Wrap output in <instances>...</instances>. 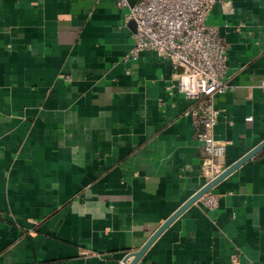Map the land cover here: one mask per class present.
Here are the masks:
<instances>
[{
    "label": "crops",
    "instance_id": "obj_1",
    "mask_svg": "<svg viewBox=\"0 0 264 264\" xmlns=\"http://www.w3.org/2000/svg\"><path fill=\"white\" fill-rule=\"evenodd\" d=\"M128 11L0 0V264H121L214 177L198 102L166 90L179 68L124 62ZM207 23L229 57L220 170L264 141V0H218ZM211 192L217 207L193 203L138 264H264V150Z\"/></svg>",
    "mask_w": 264,
    "mask_h": 264
},
{
    "label": "built area",
    "instance_id": "obj_2",
    "mask_svg": "<svg viewBox=\"0 0 264 264\" xmlns=\"http://www.w3.org/2000/svg\"><path fill=\"white\" fill-rule=\"evenodd\" d=\"M217 1L135 0L131 4L130 0H116L120 7H129L126 19L136 25L133 46L124 56V62L137 61L143 51L151 50L169 60L174 68H182V72L174 73L167 80L166 90H178L198 102L195 112L201 128L197 138L204 147L206 163L214 177L224 170H218L214 159L225 153L228 142L214 136L221 110L215 106L213 97L230 88L226 81L228 48L218 27L207 23ZM127 72L130 73V69ZM262 84L264 86V81ZM160 102L166 105L162 99ZM201 199L212 209L219 204L217 194L211 191Z\"/></svg>",
    "mask_w": 264,
    "mask_h": 264
},
{
    "label": "water",
    "instance_id": "obj_3",
    "mask_svg": "<svg viewBox=\"0 0 264 264\" xmlns=\"http://www.w3.org/2000/svg\"><path fill=\"white\" fill-rule=\"evenodd\" d=\"M135 0H130L131 4H133ZM135 23V22H134ZM136 29V25H135ZM179 71L182 72V68H179ZM264 150V141L246 153L243 157L237 160L235 163L226 167L219 175L211 179L208 183H206L197 193H195L192 197H190L177 211H175L166 221H164L158 229L149 237L146 243L137 251H133L127 254L125 259L121 264H125L129 262V264H138L140 259L146 253L148 248L152 245V243L162 234V232L168 228L189 206H191L196 201L200 200L207 192L211 191L218 183H220L223 179L229 176L232 172L246 163L248 160L259 154Z\"/></svg>",
    "mask_w": 264,
    "mask_h": 264
}]
</instances>
